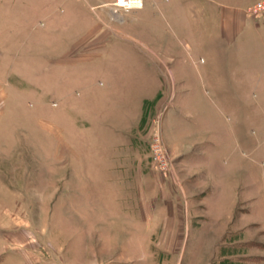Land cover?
I'll list each match as a JSON object with an SVG mask.
<instances>
[{"label":"rangeland","instance_id":"obj_1","mask_svg":"<svg viewBox=\"0 0 264 264\" xmlns=\"http://www.w3.org/2000/svg\"><path fill=\"white\" fill-rule=\"evenodd\" d=\"M114 1L0 0V264H264V30Z\"/></svg>","mask_w":264,"mask_h":264},{"label":"crops","instance_id":"obj_2","mask_svg":"<svg viewBox=\"0 0 264 264\" xmlns=\"http://www.w3.org/2000/svg\"><path fill=\"white\" fill-rule=\"evenodd\" d=\"M187 1L189 2V12L192 17L198 19L210 18L211 16L218 17L219 36L228 47L246 42V35L254 34L258 29L264 30V19L260 20L259 25H255V21L245 14V8L257 0ZM180 9L183 11L187 9V6L183 5Z\"/></svg>","mask_w":264,"mask_h":264},{"label":"built area","instance_id":"obj_3","mask_svg":"<svg viewBox=\"0 0 264 264\" xmlns=\"http://www.w3.org/2000/svg\"><path fill=\"white\" fill-rule=\"evenodd\" d=\"M111 6L114 10H132L141 9L143 7L142 0H115ZM264 12V0L257 1L245 9V14L248 17H257ZM150 154L152 161L154 162L157 169L165 171L167 161H164V156L167 155L163 140L158 132L154 133L150 144Z\"/></svg>","mask_w":264,"mask_h":264}]
</instances>
